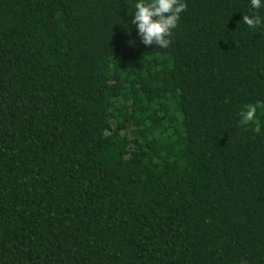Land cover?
Masks as SVG:
<instances>
[{
    "label": "trees",
    "instance_id": "1",
    "mask_svg": "<svg viewBox=\"0 0 264 264\" xmlns=\"http://www.w3.org/2000/svg\"><path fill=\"white\" fill-rule=\"evenodd\" d=\"M137 2L0 0V264H264V7Z\"/></svg>",
    "mask_w": 264,
    "mask_h": 264
},
{
    "label": "clouds",
    "instance_id": "2",
    "mask_svg": "<svg viewBox=\"0 0 264 264\" xmlns=\"http://www.w3.org/2000/svg\"><path fill=\"white\" fill-rule=\"evenodd\" d=\"M250 7V14L243 15L241 22L250 28H256L262 23L256 10L264 7V4L262 0H250ZM186 10L187 5L182 0H139L135 4L131 24L137 26L139 39L145 46L166 49L172 43L170 38L173 30L178 27L181 13ZM259 107V102L245 105L239 113L240 124L246 126L254 122Z\"/></svg>",
    "mask_w": 264,
    "mask_h": 264
}]
</instances>
